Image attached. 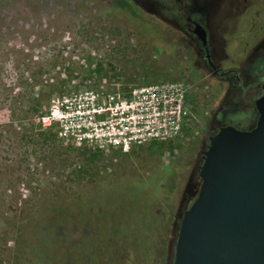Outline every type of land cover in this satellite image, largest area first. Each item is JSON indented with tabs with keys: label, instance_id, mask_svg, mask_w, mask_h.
<instances>
[{
	"label": "rangeland",
	"instance_id": "374dc122",
	"mask_svg": "<svg viewBox=\"0 0 264 264\" xmlns=\"http://www.w3.org/2000/svg\"><path fill=\"white\" fill-rule=\"evenodd\" d=\"M178 3L0 0V264H144L152 225L172 263L187 187L231 93L189 69L164 9ZM207 26L214 58L236 65L264 36V0H213ZM64 100V120L38 122ZM91 104L104 111L87 117Z\"/></svg>",
	"mask_w": 264,
	"mask_h": 264
},
{
	"label": "water",
	"instance_id": "95a60500",
	"mask_svg": "<svg viewBox=\"0 0 264 264\" xmlns=\"http://www.w3.org/2000/svg\"><path fill=\"white\" fill-rule=\"evenodd\" d=\"M195 33L206 41L199 24ZM255 106L253 128L222 126L209 137L171 264H264V93Z\"/></svg>",
	"mask_w": 264,
	"mask_h": 264
},
{
	"label": "flooded vegetation",
	"instance_id": "af4514ba",
	"mask_svg": "<svg viewBox=\"0 0 264 264\" xmlns=\"http://www.w3.org/2000/svg\"><path fill=\"white\" fill-rule=\"evenodd\" d=\"M177 1L179 3L176 5L170 4L169 7H161L171 11L168 13L173 19L169 22L175 25L171 27V31L185 36L186 42H184V45L192 49V54L189 58L191 67L189 69L194 70L198 75H200L202 71L210 73L214 80L213 84H211L214 90L217 89L218 83H221V85H225V87L228 88V91H231L230 96L224 98L223 105L219 108V116L225 119L224 117L235 115L247 121H250L251 117L254 118L250 124L244 127L233 122L219 119L217 121V130L212 135H214L219 128L227 125L245 130L253 128L258 117L255 101L264 93V36L251 51L247 52V55L240 63L234 65L225 61V64H222L223 59L218 61L213 56V45L210 40L207 26V17L210 13L213 0ZM197 24L205 29L206 41L204 43L195 33ZM191 57H198V59H192ZM251 106H254V116L253 113H251ZM209 137L208 142L205 144V149L209 144ZM204 150L201 152V162ZM198 187L199 184L194 183L193 185H188L187 190L193 188L194 190L192 193L195 195V193L197 194ZM190 199H193V196H191Z\"/></svg>",
	"mask_w": 264,
	"mask_h": 264
},
{
	"label": "built area",
	"instance_id": "2783aa9c",
	"mask_svg": "<svg viewBox=\"0 0 264 264\" xmlns=\"http://www.w3.org/2000/svg\"><path fill=\"white\" fill-rule=\"evenodd\" d=\"M93 97H94V95H93ZM108 97H109L110 105H112L111 103H113L115 108H118L121 103L119 104V102L116 101L114 95L111 94V95H108ZM62 102L63 103H60V106H62L64 104V109H62V113L59 117L56 116V113L58 111V108L55 107L57 105L56 104L52 107V111L50 112V114H48L46 116L39 117L38 122L41 123L43 126H50L58 118H63L61 120H64L69 114L68 109L72 108L71 107L72 101H68L69 103H67V100H64ZM84 107L86 108V112L88 114L87 117L94 118L96 113H99L101 110L104 111V108L102 107V105H99V104H97V105H95V104L84 105ZM107 108L109 109L110 107H107ZM108 142H109V144L120 143L119 139H116L115 137H110V136L108 137ZM122 142L124 143V146H127V141L125 139H123Z\"/></svg>",
	"mask_w": 264,
	"mask_h": 264
},
{
	"label": "trees",
	"instance_id": "16d2710c",
	"mask_svg": "<svg viewBox=\"0 0 264 264\" xmlns=\"http://www.w3.org/2000/svg\"><path fill=\"white\" fill-rule=\"evenodd\" d=\"M130 5H131V3H129ZM138 12V11H137ZM151 213H150V211L149 212H147V215L149 216ZM146 215V216H147ZM152 217H153V215H150L146 220H148V223H152V224H154L153 223V221H152ZM155 230H154V225H152V230H151V234L154 236V242L153 243H151V245L149 246V250H150V252L148 251V254H147V252L146 253H144L146 256H144V264H163L162 262H161V259H159L158 258V256H157V251H156V246H155V240L157 239L156 238V236H155ZM140 253V252H139ZM157 260V261H156ZM134 264V263H133ZM142 264V263H141Z\"/></svg>",
	"mask_w": 264,
	"mask_h": 264
}]
</instances>
